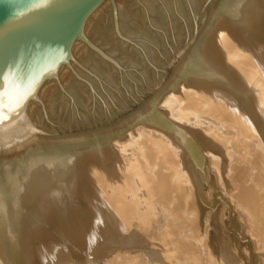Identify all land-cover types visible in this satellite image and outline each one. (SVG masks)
I'll return each mask as SVG.
<instances>
[{"label":"rangeland","instance_id":"374dc122","mask_svg":"<svg viewBox=\"0 0 264 264\" xmlns=\"http://www.w3.org/2000/svg\"><path fill=\"white\" fill-rule=\"evenodd\" d=\"M226 1L109 0L84 25L27 109L30 132L0 143V173L43 151L78 152L86 166L69 197L32 222L27 263L216 264L214 254L264 264V135L228 94L202 90L195 74L215 48L223 63L254 78L247 96L257 92L264 107V33L248 49L250 39L226 32ZM161 123L198 136L206 165L198 181L185 145ZM98 148L104 160L91 151ZM49 179V190L62 189L57 176Z\"/></svg>","mask_w":264,"mask_h":264},{"label":"bare ground","instance_id":"6f19581e","mask_svg":"<svg viewBox=\"0 0 264 264\" xmlns=\"http://www.w3.org/2000/svg\"><path fill=\"white\" fill-rule=\"evenodd\" d=\"M227 3L228 4H226L224 6V8H222V9H224V11H226L228 13L226 16L223 15V16H225L224 20L226 22V24L224 26L225 31L227 32L229 30V33L233 34L232 37L235 35V36H239L241 38L245 37L247 39H250L249 44H245V43L244 44L247 45L246 47H249L248 49H250V48L254 49V46L257 43L256 41L258 40V37L262 33H264V0H228ZM230 23H235L234 26H236V27H233L232 29H230V28L227 29V25H229ZM229 37L231 38V35H229ZM245 45H244V47H245ZM256 46H255V48H257ZM253 49H252V51H254ZM203 50H205V49H203ZM255 50L258 51L259 49L258 50L255 49ZM253 53H255V52H253ZM227 54L229 55L228 52H227ZM198 55H199V53H198ZM255 55H256V53H255ZM203 56H201V57L204 58V60H202L201 63L199 62L200 64L198 63V64H196V66H194L195 68H197V71L195 74H196V76L199 77V79H198L199 82H197V83L200 86V88L206 89V87L213 86V88L215 87V89L216 88H217V90L219 89L220 92H222L224 94L226 93L230 97H232L235 100L236 104L238 105L239 109H241L242 112L243 111L246 112L245 115H246V117L249 118V123L250 122L253 123L252 127L253 128L259 127V129L262 130L261 136H263L264 135V115H263L264 114V112H263L264 107H261L254 100L255 97H253V96L256 95L257 92H254L255 94L253 96H251L250 99L247 96V92H251V91L253 92L254 91V88H255V85H254L255 83H253L254 78L243 76V74H241L239 72V70L235 66H233V64H230L228 62L223 63V61H222L223 57L221 58V55H219L218 51H216L215 48H213V49L211 47H210V49L208 48V50L205 52V54ZM233 57L234 56H232V58ZM197 58L199 61V57H197ZM239 59L240 58H238L237 60L239 61ZM196 61H197V59L195 60V62ZM195 62L193 63L194 65H195ZM191 66L193 67L192 64H191ZM247 67L249 68V65ZM193 68H192V70H193ZM215 89L212 92H215ZM202 90H204V89H202ZM204 91H206V90H204ZM248 95H249V93H248ZM260 95H261V93H260ZM260 97L261 96H258L257 98L259 99ZM257 98H256V100H257ZM155 124H156V122H155ZM13 125L9 126L0 135V143H8V141L13 140L20 133L26 132L28 134L31 130L28 127V122L26 123L24 120L16 123L15 126H13ZM156 125H158V124H156ZM161 127L164 128V130H167L166 132H168V134L171 133L172 137H175L176 140L180 139L181 143L183 145H185V147H186L185 150L187 151L186 153H187V157H188V162L192 163L191 166L193 168L194 177L198 181V175L196 172L198 170H200L201 174H204V171H205L204 168L206 166L204 163L203 157L201 156L202 155L201 154L202 149H199L200 148L199 146H201V145L198 143L199 142L197 139L198 136L195 135L194 133H191L190 131H185L183 128L181 129L179 126H173V125H167L166 123L165 124L161 123ZM261 136H260V138H262ZM23 138L25 139L26 135H24ZM183 149H184V147H183ZM95 150H96V153L94 155L95 156L97 155V157H100V159L104 160L105 154L107 153L106 149H104V148L99 149L98 148V149H94L91 151H95ZM91 151H89V152L91 153ZM77 153L78 152H76V153H74V155H72L71 153H68V151H65V152L55 151V152H48V153L43 151V152H41V154H37L36 156H31V157L26 158L24 163H21V164L19 163L17 169H12L10 167L11 169L7 168L0 173V264H30V263H27V252L28 251H27V244H25V243H27L26 238L32 232V231L30 232V229L34 226L32 222L37 220V218H40V213H42V209L44 207H46L47 204L52 203L53 201H56L57 198L67 199L69 197V195L71 194V191L74 189L75 186H77V184L81 180L83 170L86 166H84L85 162L83 163L84 158L76 156ZM87 159H90V158H87ZM158 160H159V158H158ZM106 165H107V163H106ZM101 166L104 167V165H101ZM6 167H7V165H6ZM56 176H57V179L61 181V182H59L60 185L57 188H62V189H59V190L56 189L55 191L49 190V188H48L49 186L47 184L48 182H46V181L53 180V179H49V178H51V177L56 178ZM151 177H152V175L146 177V179L147 178L149 179ZM54 181H55V179H54ZM57 181H55V182H57ZM42 182H44V183H42ZM167 183L164 185H167ZM164 185H161V186L159 185V188H161L160 193H162V191L165 190ZM46 187H47V189H46ZM262 190H263V188H262ZM160 200H161V198H160ZM162 206H160V207L162 208ZM163 210L166 211L165 209H163ZM169 210H168V213L173 211V209L171 211H169ZM182 210H183V208H182ZM232 213H234V212H232ZM173 214H176V213H173ZM171 216H173V215H171ZM242 216H243V213H242ZM245 218H247V217H245ZM175 219L178 220V217ZM118 226H119V224H118ZM186 228L188 229V227H186ZM182 230L184 231V228ZM245 232H246V230H245ZM178 234H179V238H182L179 232H177V235ZM240 238L244 239L242 235ZM102 240H101V242H102ZM184 240H186V239H184ZM213 243H212V245H214ZM186 244L188 245V243H186ZM178 245H181V244L179 243ZM183 246H185V244ZM175 248H177V247H175ZM180 248H181V246H180ZM182 248L184 249V247H182ZM98 249L99 248H97V250ZM100 250L101 249H99L98 251H100ZM186 250H187V247H186ZM178 252H174V254H176ZM183 252H184V250H183ZM103 253H104V251H103ZM183 254H186V253H183ZM100 255H99V257H100ZM176 255H178V254H176ZM211 255H212L211 258H213V261H215L214 263H216V264H220V262L224 261V260H222V258H221L222 261H220L219 257L218 256L215 257L216 255H214V254H211ZM162 256L163 255L160 256V253H157V254L153 255V258H154V260L157 259L159 261H162V258H164L165 255H164V257H162ZM130 257H131V260L134 258L133 253H132V256H130ZM167 257H168V255H167ZM167 257H166V259H163V260L167 261L169 259L167 261V264H171V260H170L171 257H168V259H167ZM190 258H192V256ZM93 260H95V258H93ZM137 264H139V262ZM222 264H229V262L226 260Z\"/></svg>","mask_w":264,"mask_h":264},{"label":"water","instance_id":"95a60500","mask_svg":"<svg viewBox=\"0 0 264 264\" xmlns=\"http://www.w3.org/2000/svg\"><path fill=\"white\" fill-rule=\"evenodd\" d=\"M109 0H0V135L71 55L83 27Z\"/></svg>","mask_w":264,"mask_h":264}]
</instances>
